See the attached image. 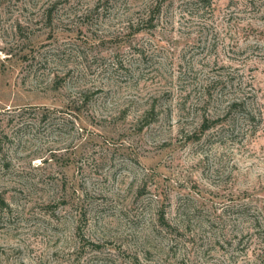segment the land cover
Listing matches in <instances>:
<instances>
[{"label":"rangeland","instance_id":"rangeland-1","mask_svg":"<svg viewBox=\"0 0 264 264\" xmlns=\"http://www.w3.org/2000/svg\"><path fill=\"white\" fill-rule=\"evenodd\" d=\"M0 264H264V0H0Z\"/></svg>","mask_w":264,"mask_h":264},{"label":"trees","instance_id":"trees-1","mask_svg":"<svg viewBox=\"0 0 264 264\" xmlns=\"http://www.w3.org/2000/svg\"><path fill=\"white\" fill-rule=\"evenodd\" d=\"M235 104H236V102H234V104H233V103H231V104H230V106H231V105H235Z\"/></svg>","mask_w":264,"mask_h":264}]
</instances>
